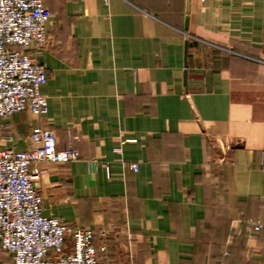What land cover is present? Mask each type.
<instances>
[{"label":"crops","instance_id":"1","mask_svg":"<svg viewBox=\"0 0 264 264\" xmlns=\"http://www.w3.org/2000/svg\"><path fill=\"white\" fill-rule=\"evenodd\" d=\"M43 3L48 111L0 118V149L80 152L32 164L43 214L112 264H264V0Z\"/></svg>","mask_w":264,"mask_h":264},{"label":"built area","instance_id":"2","mask_svg":"<svg viewBox=\"0 0 264 264\" xmlns=\"http://www.w3.org/2000/svg\"><path fill=\"white\" fill-rule=\"evenodd\" d=\"M49 17L43 0H0V118L25 109L38 116L48 111L40 91L48 78L46 68L27 50L31 42L47 43ZM31 140L25 150L0 149V248L9 254V264H112L106 245H95L103 231L43 214L39 170L32 164L73 162L80 158L79 150L71 144L58 148L52 131L39 126ZM130 167L138 168L136 163ZM243 222L253 232L262 229L252 218Z\"/></svg>","mask_w":264,"mask_h":264},{"label":"rangeland","instance_id":"3","mask_svg":"<svg viewBox=\"0 0 264 264\" xmlns=\"http://www.w3.org/2000/svg\"><path fill=\"white\" fill-rule=\"evenodd\" d=\"M3 256H5L4 258L0 259V264H6L9 261V254L5 251H1Z\"/></svg>","mask_w":264,"mask_h":264}]
</instances>
